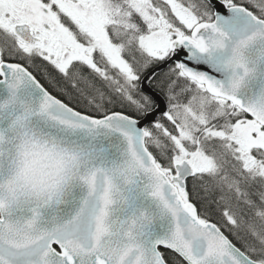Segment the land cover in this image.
Wrapping results in <instances>:
<instances>
[{
  "label": "snow or ice",
  "instance_id": "obj_1",
  "mask_svg": "<svg viewBox=\"0 0 264 264\" xmlns=\"http://www.w3.org/2000/svg\"><path fill=\"white\" fill-rule=\"evenodd\" d=\"M0 264H264V0H0Z\"/></svg>",
  "mask_w": 264,
  "mask_h": 264
}]
</instances>
